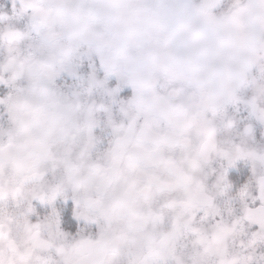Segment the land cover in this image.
<instances>
[{
	"label": "snow or ice",
	"instance_id": "1",
	"mask_svg": "<svg viewBox=\"0 0 264 264\" xmlns=\"http://www.w3.org/2000/svg\"><path fill=\"white\" fill-rule=\"evenodd\" d=\"M0 264H264V0H0Z\"/></svg>",
	"mask_w": 264,
	"mask_h": 264
}]
</instances>
